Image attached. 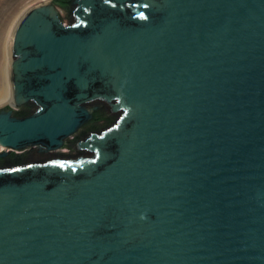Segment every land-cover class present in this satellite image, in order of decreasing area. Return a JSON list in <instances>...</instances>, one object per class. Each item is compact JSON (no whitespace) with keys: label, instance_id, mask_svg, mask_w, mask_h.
<instances>
[{"label":"water","instance_id":"water-1","mask_svg":"<svg viewBox=\"0 0 264 264\" xmlns=\"http://www.w3.org/2000/svg\"><path fill=\"white\" fill-rule=\"evenodd\" d=\"M10 79L0 264H264V0H52Z\"/></svg>","mask_w":264,"mask_h":264},{"label":"flooded vegetation","instance_id":"flooded-vegetation-1","mask_svg":"<svg viewBox=\"0 0 264 264\" xmlns=\"http://www.w3.org/2000/svg\"><path fill=\"white\" fill-rule=\"evenodd\" d=\"M66 18L68 22V13ZM87 106L95 109L92 121L83 127L82 130H80L77 134L67 139L61 149L46 154L45 156L47 158H77L86 154L87 151L79 149L80 143L85 142L86 139L92 134L99 133L101 130L111 124L112 115L110 114L111 107L109 104L101 100H93L92 102L88 103ZM38 157L39 156L36 152L29 153L27 150L18 154L12 153L3 159H0V167H10L12 166L11 164L16 161V159L18 162L21 161L19 164L34 162L39 159Z\"/></svg>","mask_w":264,"mask_h":264},{"label":"rangeland","instance_id":"rangeland-1","mask_svg":"<svg viewBox=\"0 0 264 264\" xmlns=\"http://www.w3.org/2000/svg\"><path fill=\"white\" fill-rule=\"evenodd\" d=\"M52 0H0V27L7 24V29H12L13 33L16 28L17 23L22 19V17L32 8L42 5ZM12 43V40H11ZM12 47V44H11ZM11 57V53H10ZM10 70V69H9ZM4 72V68H3ZM10 79V71H9ZM6 80V79H5ZM11 82V79H10ZM4 82L0 83V88L3 87ZM7 106V105H5ZM0 106V109L5 107ZM102 126V125H101Z\"/></svg>","mask_w":264,"mask_h":264},{"label":"bare ground","instance_id":"bare-ground-1","mask_svg":"<svg viewBox=\"0 0 264 264\" xmlns=\"http://www.w3.org/2000/svg\"><path fill=\"white\" fill-rule=\"evenodd\" d=\"M6 27L7 24L0 27V83L4 82L0 88V106L8 105L12 101V86L9 79L12 29L8 30Z\"/></svg>","mask_w":264,"mask_h":264},{"label":"trees","instance_id":"trees-1","mask_svg":"<svg viewBox=\"0 0 264 264\" xmlns=\"http://www.w3.org/2000/svg\"><path fill=\"white\" fill-rule=\"evenodd\" d=\"M23 110H30L29 108H24Z\"/></svg>","mask_w":264,"mask_h":264}]
</instances>
